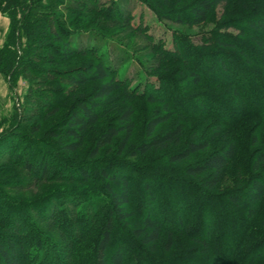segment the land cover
<instances>
[{
	"label": "rangeland",
	"instance_id": "rangeland-1",
	"mask_svg": "<svg viewBox=\"0 0 264 264\" xmlns=\"http://www.w3.org/2000/svg\"><path fill=\"white\" fill-rule=\"evenodd\" d=\"M26 1L29 9L0 12V30L8 24L3 34L0 31V61L11 52L15 57L13 74L0 72V239L7 235L34 239L31 243L21 238L30 247L24 256L28 264L29 258L35 257L31 253L43 250L42 237L60 251L76 243L79 247L73 251L74 259H90L108 208L104 187L111 185L100 170L129 181L130 204L123 206L127 215L124 224L114 226L117 236L120 229L141 228V217L147 210L153 218L168 217L177 229L170 213L179 210L197 214L199 236L205 237L212 220L227 218V194L245 191L256 177L264 180V163L258 171L252 169L256 152L264 149V118L242 109L240 96L235 95L239 90L243 97L256 100L250 110H264V90L252 89L250 75L256 74L253 67L248 74L241 72L243 60L238 57L237 62L231 63L227 58V54L240 56L241 51L208 43L217 34H225L228 37L224 39L229 42L246 40L234 26L246 14L239 5L221 4L205 22L195 24L187 13L195 0H168L167 4L162 0ZM53 21L72 50L68 60H61V52L55 53L57 48H63L61 43L50 41L52 37L45 31L39 33ZM224 22H231L232 28L222 29ZM32 24L35 28L26 29ZM13 44L18 47L12 48ZM222 54L228 61L227 70L215 61ZM53 55L56 59H49ZM246 59L264 62V55L255 57L251 53ZM97 65L103 66L121 88L105 101L95 100L101 102V118L88 129L82 147L73 153L62 152L59 141L69 140L62 138L61 127L72 108L80 100H91L99 86L109 80L80 84L70 79L85 77ZM190 71L199 76V83L193 81ZM124 91L135 99H126ZM128 109L134 127L125 149L117 154L120 133L111 144L99 149L95 158H90L97 137L107 128L121 125ZM167 112L173 115L159 124L152 136L179 125L182 136L178 144L132 156L134 147L146 139L148 120L167 116ZM193 141H207L208 147L179 163L169 161L171 155ZM230 142L235 143L237 153L225 167L224 178L217 187H201L208 173L197 178L184 174L188 165L224 149ZM44 169L46 172L42 173ZM82 173L87 174L86 179H81ZM118 185L117 182L114 187L116 193ZM144 187H149V194L156 197L155 204ZM247 206L240 204L239 209ZM258 207L252 226L261 229L264 199ZM18 229L20 233L16 234ZM236 231L229 228L223 232L217 250L221 260L227 258ZM175 240L176 247L165 254L164 234L161 235L156 263L173 264L168 262L171 257L181 254L212 260L210 251L201 253L199 244L187 237ZM185 258L183 263L192 264Z\"/></svg>",
	"mask_w": 264,
	"mask_h": 264
},
{
	"label": "trees",
	"instance_id": "trees-1",
	"mask_svg": "<svg viewBox=\"0 0 264 264\" xmlns=\"http://www.w3.org/2000/svg\"><path fill=\"white\" fill-rule=\"evenodd\" d=\"M162 1L166 4L168 2V0ZM26 2V0H0V12H5L6 10L7 12L8 10H22L24 8L29 9ZM232 2H235L236 5H239L241 9L246 12L242 18L234 23V26L242 31L244 34L243 37L246 38V40L237 38V40L229 42L224 39L228 36L225 34H217L213 36L212 39H209L208 43L223 49H230L233 51L237 49L241 51L242 53L240 56L237 55L234 57L233 55L227 54V58L230 59L229 61H231V63H235L241 58V60H243L241 61L239 68L241 72L248 74V69L252 67L254 68L256 74L253 73L250 75V80L253 83L252 89H255L254 92H258V90H264V72H257L258 70H264V62L257 59H246V56L251 53H253L255 57H259L261 54L264 55V0H195L192 2L187 13L190 19H192V22L199 24L205 22L212 10L216 7L221 4L226 7L231 5ZM6 6L7 8H5ZM177 21L182 23L179 18H177ZM184 22L187 21L184 20L183 23ZM232 26L231 22H224L221 28H232ZM30 27L32 29L35 28L32 24L26 27V29L29 30ZM40 31L39 33H44L45 31L49 37L51 36L52 38L50 41L62 44L63 48H57L55 51L56 54H58V52L62 53L63 56L61 57V60L65 61L72 57V50L68 48L67 40L62 38V34L64 33L60 30L57 22L53 21L46 27L41 28ZM255 33L258 34L256 35ZM17 47L18 44L12 45V48L14 49ZM14 58L15 57H13V53L11 52L4 58L3 62L0 61L1 73L6 72L7 74H13L15 65ZM227 58H225L224 54L217 56L215 59L216 64L222 69L227 70ZM49 59L55 60L56 58L53 55L49 56ZM189 68H191V66H189ZM191 72L192 71H190V73ZM191 77L195 83L199 81V76L196 73H191ZM110 78L109 72L106 71L103 66L97 65L85 77L75 76V80L70 79V81L80 84H86L91 81H103L105 79L109 80L99 86L91 100H80L72 108L66 124L61 127L64 129L61 133L62 138L68 139L69 141H59L60 151L73 153L82 147L88 129L97 123L99 118H101V102H96L95 100L105 101L106 98L119 91L121 88L115 80ZM236 91L235 95L240 96V101L238 102L242 109L247 108V110L249 109L248 111L253 114L264 118V110H250L252 103L257 104L256 100L253 101L254 99H249L247 96L243 97V93L241 94L239 90ZM125 92L126 91H124V95L126 99H135L136 96ZM149 101L153 102V99L150 98ZM198 102L199 105H203L204 108V104H202L203 101L199 100ZM210 106L213 108L215 104L211 101ZM168 108L170 109V107ZM171 115L173 114L168 113L167 116L148 120L145 126L146 139L134 147L131 154L132 156L144 155L150 150H162L168 145L178 144L179 139L182 136V127L179 125H176L171 130L166 131L161 135L152 136L155 128L159 124L169 120ZM181 116L184 115L181 114ZM121 120V125L117 127H109L97 137L94 147L89 154L90 158H95L98 150L111 144L113 139L120 133H122V137L117 147V154H121L133 132L134 126L131 109H128L127 112L123 114ZM51 136H53V134H51ZM207 147V141L189 142L182 151L171 155L169 161L172 163H179L199 151H204ZM236 153L237 148L235 143L230 142L224 149L213 152L207 155L204 159L188 165L184 169V174L191 178H197L208 173V177L202 182L201 187L205 190H212L223 180L225 167L235 158ZM263 163L264 149L256 152L252 167L253 171H258ZM44 171L45 169L42 170V173ZM47 173H49V171H47ZM85 175L87 176L86 173H82L81 179H86ZM100 175L103 178L109 179L111 185L107 184L104 187L105 195L108 198V208L106 217L102 222L99 231H97L98 234L94 242V252L91 254L90 259L85 262L80 257L77 258V260L74 259L76 258V255L73 251L77 250L79 247L76 243L72 244L74 247H71V244H69L68 247L60 251L50 240L42 237L40 243L43 244V246H41L43 250H41L40 253H31L32 256L35 255V257H33V259L32 257L29 258V263L78 264V260L80 261V264L156 263L154 260L156 259V246L159 243L161 235L164 234L163 252L165 254H168L171 249L178 244L175 237L184 236L192 242L199 244V251H201V253L207 252L208 250L211 252V257H213L210 262H207V259H205L206 257H193L181 254L178 255V257H171V261L169 260L168 262L173 264H185L183 263L184 261H181L185 256V259L191 261L192 264H264V222H261V229H256L252 226V220L257 217L259 212V203L264 199V180L256 177L251 181L249 188L245 191L227 194L225 198V203L227 204L225 214L227 218H224L223 220L216 217L212 220V223L208 225L205 237L199 236L200 227L198 226V223L200 220L196 217L197 214L195 215L194 212L183 213L179 210H174L170 213V215H173L176 220L177 229H174L171 226L168 217L160 218L155 216L153 218L150 216V210H147V214L144 217H141V228L133 229L131 231L123 228L119 230L120 234L117 236V234L115 235L114 233V226L116 224H124L127 215L124 213L123 206H128L130 204L129 181L124 176H110L103 170H100ZM117 182L119 183V193L114 191ZM144 192L148 193V198L152 203L155 204L157 202L156 197L149 194V187H144ZM191 200L195 202L198 201L197 199ZM243 203L248 204V206L243 210L239 209V205ZM146 205L147 209H149L150 206L148 204ZM230 207L233 208L232 211L229 210ZM229 228H234L237 231L229 245L230 247L228 249L227 258L221 260L217 257L218 245L223 239V232H227ZM18 230H16V234L20 233V230ZM21 238L31 243L34 241L32 238ZM21 238H11L7 235L3 237V239H0V260L2 264H28L24 256L30 247H26ZM123 239L129 240V242H124ZM33 250L38 251L36 248ZM150 254L151 256H149ZM188 257L189 259H187ZM178 260L181 262H178ZM160 263L161 262L156 264Z\"/></svg>",
	"mask_w": 264,
	"mask_h": 264
},
{
	"label": "crops",
	"instance_id": "crops-1",
	"mask_svg": "<svg viewBox=\"0 0 264 264\" xmlns=\"http://www.w3.org/2000/svg\"><path fill=\"white\" fill-rule=\"evenodd\" d=\"M5 25H6V26L3 27V30H2V31L0 30V31L2 32V34H3V32H5L6 29H7V25H8V24H5ZM1 29H2V27H1ZM0 79H1V78H0Z\"/></svg>",
	"mask_w": 264,
	"mask_h": 264
}]
</instances>
